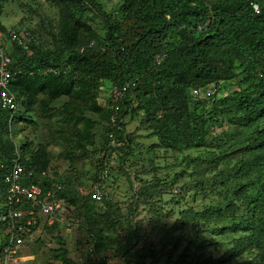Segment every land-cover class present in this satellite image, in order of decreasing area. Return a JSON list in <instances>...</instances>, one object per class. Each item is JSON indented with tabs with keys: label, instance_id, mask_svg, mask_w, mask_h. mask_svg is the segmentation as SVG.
Returning a JSON list of instances; mask_svg holds the SVG:
<instances>
[{
	"label": "trees",
	"instance_id": "trees-1",
	"mask_svg": "<svg viewBox=\"0 0 264 264\" xmlns=\"http://www.w3.org/2000/svg\"><path fill=\"white\" fill-rule=\"evenodd\" d=\"M249 1L121 0L105 11L98 0H50L58 18L48 24V37L25 23L36 37L31 53L15 43L6 50L12 58L10 70L21 73L12 74L8 85L16 109L0 107V188L19 156L30 171L22 184L36 183L43 190L59 185L61 202L76 203L48 173L45 145L33 146L29 140L17 144L10 137L15 123L32 122L29 113L38 106L45 111L65 98L53 136L80 155H88V146L95 143V121L86 113L107 121L94 181L104 169L109 171L107 154L120 148L115 142L125 141L130 149L133 136L126 132L123 117L135 118L142 111L140 123L148 122L159 140L153 148L186 153L181 161L192 167L191 198L213 195L200 209L181 210L175 223L197 230L191 247L228 246L225 259L208 256L198 264H227L243 255L250 257L244 264H264V0H256L259 14ZM0 29L7 31L1 22ZM156 55L164 56L160 64ZM39 67L55 72H36ZM131 81L136 85L119 101L111 126L115 110L110 98L106 106L100 105L99 92ZM88 199L85 219L107 222L111 199ZM94 203L107 209L99 214ZM101 235L91 234L95 248L105 243L99 242ZM4 244L1 238L0 252ZM126 245H132L130 239ZM66 254L64 248L54 250L56 260L73 264Z\"/></svg>",
	"mask_w": 264,
	"mask_h": 264
},
{
	"label": "rangeland",
	"instance_id": "rangeland-1",
	"mask_svg": "<svg viewBox=\"0 0 264 264\" xmlns=\"http://www.w3.org/2000/svg\"><path fill=\"white\" fill-rule=\"evenodd\" d=\"M98 2L103 10L109 11L121 0ZM0 3V22L6 30L28 23L26 26L47 38L48 24H55L58 18V10L50 0H0ZM97 32L102 31L97 29ZM3 45L7 47L8 42ZM109 89L108 86L99 92L98 102L102 106L107 105ZM63 101L65 98L62 97L45 111L36 106L28 117L36 123H15L10 136L17 144L24 140L31 141L33 146L44 144L50 158L48 173L53 180H60L63 189L76 201L75 204L65 199L62 202L66 213L74 217L75 225L70 229L59 224L56 228L53 224L40 225L23 248L25 260L22 264H63L54 257V250L59 248L67 251L66 257L73 264H198L208 256L220 260L226 258L224 252L228 246L219 250L204 245L191 247L197 230L190 226L176 227L181 210L200 209L213 195L191 198L193 190L188 188L192 167L181 161L186 153L153 148L159 140L147 128L148 122L140 123L145 118L142 111L135 118L123 117L126 132L133 136L130 149H126L125 141H119L115 145L120 148L107 154L106 164L112 171L105 182L112 197L107 222L96 218L97 222L93 224L95 218L92 223L86 220L84 206L90 202L89 191L98 171L99 158L104 154L101 149L108 125L104 118L87 112L86 115L95 121L94 146L98 150H93L92 145L88 146V155L72 152L53 136L55 122L63 114L60 109ZM15 116L19 117L18 114ZM124 152H128L126 156ZM121 156H124L123 160ZM106 209L104 203H94V210L99 214ZM97 231L102 232L99 242L104 240L105 243L90 253L86 245L90 235H96ZM128 239L132 245H126ZM176 239L178 243L173 247ZM248 258L243 255L227 264H244Z\"/></svg>",
	"mask_w": 264,
	"mask_h": 264
},
{
	"label": "built area",
	"instance_id": "built-area-1",
	"mask_svg": "<svg viewBox=\"0 0 264 264\" xmlns=\"http://www.w3.org/2000/svg\"><path fill=\"white\" fill-rule=\"evenodd\" d=\"M251 5L254 13L260 12L257 3L251 2ZM5 41L15 43L23 50H29L35 41V37L24 26H17L7 34L0 31V107L14 111L16 109L15 95L8 90L12 75L9 70L11 58L4 52L3 42ZM163 57L156 55L155 63L160 64ZM50 72H55V70L45 68L42 73ZM135 85L136 82L131 81L123 86L110 88L109 98L115 110V113L110 116L109 123L111 126H114L116 121L119 101L126 97L128 90L133 91ZM193 93L195 94L197 91L194 90ZM108 137L113 138V134L109 132ZM108 172V168L104 169L99 179L94 181L91 186L89 195L96 202L112 198L105 184L109 178ZM28 174L30 171L25 170L19 156H17L13 158L11 170L4 177L5 187L0 188V233L5 243L2 252H0V264H22L25 260L22 255L23 248L40 225L59 224L67 229L75 225L74 217L66 213L57 196V190L60 189V186L43 190L36 183L22 184V177ZM86 249L90 253L95 251V240L92 236L88 239Z\"/></svg>",
	"mask_w": 264,
	"mask_h": 264
},
{
	"label": "clouds",
	"instance_id": "clouds-1",
	"mask_svg": "<svg viewBox=\"0 0 264 264\" xmlns=\"http://www.w3.org/2000/svg\"><path fill=\"white\" fill-rule=\"evenodd\" d=\"M251 2H255V3H257L258 4V6L260 7V11H261V4L258 2V1H256V0H250L249 1V6L252 8V5H251ZM253 10V9H252ZM260 13V12H259ZM259 13H257V14H259ZM254 14H256V13H254ZM18 26H24L25 27V25H18ZM16 28V27H15ZM26 28V27H25ZM13 29V28H12ZM27 29V28H26ZM11 30V29H10ZM10 30H7L6 32L4 31V30H2V29H0V31H2L3 33H5V34H7ZM28 30V29H27ZM34 36V35H33ZM35 37V36H34ZM35 40H36V37H35ZM8 42V41H7ZM33 43H35V41L33 42ZM10 44H12V43H10V42H8V45H10ZM8 45H7V47H8ZM32 45V44H31ZM6 46H5V54H7L6 53V48H7ZM26 53H28V54H30L31 53V46H30V48H29V50H24ZM8 55V54H7ZM9 56V55H8ZM10 57V56H9ZM11 58V57H10ZM12 64V58H11V63H10V65ZM10 65H9V70H10ZM43 69H45V68H37L36 69V72H43ZM11 71V70H10ZM11 73L13 74V75H15V74H20L21 73V70L19 69V70H17V71H14V72H12L11 71ZM30 74H32V73H30ZM43 74V73H42ZM47 74H49V73H47ZM12 76V75H11ZM11 79V78H10ZM109 91H110V89H109ZM194 91V90H193ZM193 91H192V93H193ZM12 93V92H11ZM14 94V93H13ZM194 94V93H193ZM197 93H195L194 94V96L196 95Z\"/></svg>",
	"mask_w": 264,
	"mask_h": 264
}]
</instances>
